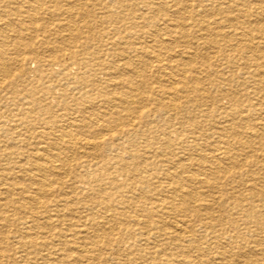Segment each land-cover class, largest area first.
Masks as SVG:
<instances>
[{
  "label": "rangeland",
  "instance_id": "1",
  "mask_svg": "<svg viewBox=\"0 0 264 264\" xmlns=\"http://www.w3.org/2000/svg\"><path fill=\"white\" fill-rule=\"evenodd\" d=\"M192 2L194 7H191ZM255 2L0 0V24L3 25H0V47L8 48L11 39L6 36L15 34L13 27L16 24L33 21L35 26L42 24L46 28L45 34L34 33L36 48L43 57L53 58L51 65L42 67L31 59L25 65L27 71L23 75L18 70L15 54L14 58L0 57V122H3L0 127L5 126L0 130V151L23 153L0 160V184L3 186L0 185V213L7 219L0 220V245L4 253L0 264H61L62 258L72 255L68 260H73L80 254L78 246L81 243L76 244L79 238L86 241L91 255L89 259L81 260L82 264H264V85L259 80L263 76L254 73L259 67L264 75V58L255 59L260 55L259 51L264 53V40L255 39L256 50L243 47L246 42L243 35L251 32L249 35L258 37V29L264 22V15L257 13ZM190 7L196 8L204 17L190 13ZM234 32L244 37L245 41L238 42L241 47L231 36ZM112 41L114 44L110 43ZM15 48H10L9 52L13 53ZM141 49L143 52L139 54L143 57L136 56ZM122 51L125 57L119 54ZM155 52L164 58L166 69L157 63L152 64L150 57ZM54 59L67 60V69L63 72ZM2 63H7L9 71L2 68ZM107 68L114 71L118 85H113L115 80L108 82ZM133 69L139 74L136 75ZM183 75L186 77L184 82ZM197 84L202 96H198L194 89ZM133 87L135 109L139 114L136 117L129 115L132 121L130 118L131 122L123 120V127L113 124V132L102 123L95 128L102 134H90L87 125L91 119L102 116L107 109L108 98L118 95V92H129ZM148 113H151L150 117L145 116ZM74 119V124L80 123L79 127L68 126ZM48 125L55 126L51 129ZM67 129H72L75 135L73 147H79L75 151L80 156L74 158L75 161L72 157L70 170L57 168L54 173L47 172L54 182L53 193L43 198L46 201L44 206L43 203L34 205L29 200L23 201L24 195H33L37 190L26 180L25 175L30 170L20 171V166L26 163L24 156L35 149L46 152L48 145L56 142V136ZM132 129L134 136L122 135L124 130ZM234 129L237 133H232ZM44 131L50 132L51 136ZM254 134L258 138L253 142L250 139L255 137ZM212 143L218 144L216 149ZM242 143L249 144V148H243ZM241 149L245 151L241 152ZM205 156H208V161L202 160ZM214 156H218L217 159H213ZM105 159L113 165L111 173ZM178 160L185 166L181 174L183 184L194 191V197H198L181 205L186 209L183 213H173V217L186 223L187 233L178 240L161 235L158 227L163 223L158 224L155 216L146 224L147 229L150 228L147 236L136 234L134 238H126L121 232L126 239L120 246L115 239L119 234L116 231L107 241L101 235L103 241L90 242L102 234L96 224L119 210L142 218H147L146 214L151 210L157 212L161 207H156L153 200L169 194L166 191L174 186L173 178L167 181L155 178L157 184L154 186L143 182V179L149 175L172 174L171 167L176 169L175 161ZM198 162L203 164V168L197 165ZM208 162L218 168L217 177L209 174ZM60 165L59 161L55 163L57 167ZM119 165H127L131 175L134 173L133 177L121 172ZM23 166L29 167L27 163ZM192 172L197 173L200 180L209 174L210 183L191 182L188 176ZM110 175L117 179L118 187L112 186ZM59 178L62 182L56 183ZM76 179H84L85 182H74ZM130 183L135 184V188H130ZM26 189L29 190L25 192ZM147 198H150V204ZM23 202L33 207L31 213L21 207ZM207 211L214 214L215 226L204 225L211 221ZM173 217H166L168 230ZM31 241L37 243L39 250ZM66 242L69 251L58 250ZM7 256L15 257L16 262L12 263Z\"/></svg>",
  "mask_w": 264,
  "mask_h": 264
},
{
  "label": "bare ground",
  "instance_id": "2",
  "mask_svg": "<svg viewBox=\"0 0 264 264\" xmlns=\"http://www.w3.org/2000/svg\"><path fill=\"white\" fill-rule=\"evenodd\" d=\"M142 1H144V0H142ZM188 1V0H187ZM195 1H200V0H195ZM16 1H14V3H15ZM165 2V1H164ZM178 3V2H177ZM182 3V2H181ZM197 3V2H196ZM49 4V3H48ZM65 4V3H64ZM232 4V3H231ZM179 5V4H178ZM194 5L195 4H193V2H192V5H191V7H194ZM227 5V4H226ZM241 5V4H240ZM51 6V5H50ZM139 6V5H138ZM197 6V5H196ZM7 7H8V5H7ZM67 7V6H66ZM75 7V6H74ZM189 8L188 10H189V12L190 13H193L194 15H197V16H200L199 18H202V17H204V15L202 16V14H201V12H199L198 10H195L194 8ZM10 8V7H9ZM15 8V7H14ZM26 8V7H25ZM118 8V7H117ZM171 8V7H170ZM5 9V8H4ZM53 9H54V7H53ZM200 9V8H199ZM255 9H257V13L258 12H261L263 15H264V0H256V2H255ZM19 10V9H18ZM89 10V9H88ZM94 10V9H93ZM206 10V9H205ZM227 10V9H226ZM103 11V10H102ZM113 11V10H112ZM194 11V12H193ZM207 11V10H206ZM172 12V11H171ZM203 12V11H202ZM229 13H230V11H228ZM260 13V14H261ZM13 14V13H12ZM233 14V13H232ZM261 14V15H262ZM216 15V14H215ZM252 15V14H251ZM142 16V15H141ZM168 16V15H167ZM217 16V15H216ZM249 16V15H248ZM2 17V16H1ZM33 17V16H32ZM117 17V16H116ZM196 17V16H195ZM259 17H260V15H259ZM261 18V17H260ZM150 19V18H149ZM182 19V18H181ZM263 19V18H262ZM28 20V19H27ZM35 20V19H34ZM39 20V19H38ZM166 20V19H165ZM169 20V19H168ZM171 21H172V19H171ZM174 21V20H173ZM63 22V21H62ZM166 22V21H165ZM247 22V21H246ZM243 23V22H242ZM252 23H253V21H252ZM258 23H261V22H258ZM35 22H33V21H30V23H27V22H22V23H19V24H16L17 26L15 27H13V30H14V32L13 33H15L14 35H9V33H8V35L6 36L7 38H9V40L11 39V41H10V44L8 45V48H5L4 46H2V47H0V57L1 58H3L4 56H8L9 58L10 57H13V55L15 54L17 57H18V62H19V72L20 73H22L23 75L24 74H26V71H27V68L25 67V65L27 66V64H28V62L29 61H31V59H33L32 61L33 62H38L39 64H40V67H42V66H44L45 64H48V65H51V61L53 60V58L50 60V59H48V58H46L45 56L43 57V54H42V52H40V51H38V49L36 48V41H34V33H36V32H42L43 34H45V32H46V28H44L43 26H42V24H40V26H35ZM58 24V23H57ZM62 24V23H61ZM70 24V23H69ZM162 24V23H161ZM220 24V23H219ZM222 24V23H221ZM256 24V23H255ZM0 25H2V24H0ZM47 25H49V24H47ZM53 25V24H52ZM230 25V24H229ZM252 25V24H251ZM3 26V25H2ZM1 26V27H2ZM61 26V25H60ZM233 26V25H232ZM7 27V26H6ZM111 27V26H110ZM228 27V26H227ZM2 28H4V29H8V28H5V27H2ZM72 28V27H71ZM132 28H136V26H132ZM160 28V27H159ZM248 28V27H247ZM250 28V27H249ZM252 28V27H251ZM51 29V28H50ZM67 29V28H66ZM77 29V28H76ZM183 29V28H182ZM9 30V29H8ZM49 30V29H48ZM57 30V29H56ZM155 30H156V27H155ZM154 30V31H155ZM160 30V29H159ZM219 30V29H218ZM259 36L258 37H255V36H251V35H249L251 32H249V34H244L243 36H245V40H246V42L244 43V45H243V47L244 48H246L247 50H249V49H252V50H256L255 48H256V44H255V39L256 38H261L262 39V41L264 40V22H262V25L259 27ZM10 31V30H9ZM51 31V30H50ZM249 31V30H248ZM247 31V32H248ZM53 32V31H52ZM59 33V32H58ZM62 33V32H61ZM161 34V33H160ZM252 34V33H251ZM256 34V33H255ZM1 35V34H0ZM2 35H4L3 33H2ZM54 35V34H53ZM143 35V34H142ZM69 35L67 34L65 37H66V39H67V37H68ZM74 36V35H73ZM127 36V35H126ZM231 36H232V38H234V40L236 39L237 41V45H239L240 47H241V45L240 44H238V42L240 41V40H244V37H242V36H240L239 35V33L238 32H234V33H232L231 34ZM54 37V36H53ZM72 37V36H71ZM91 37V36H90ZM96 37H98V35L96 36ZM161 37V36H160ZM242 37V38H241ZM46 38H47V36H46ZM62 38V37H61ZM64 38V37H63ZM177 38V37H176ZM81 40V39H80ZM161 40V39H160ZM178 40V39H177ZM244 40V41H245ZM68 41H69V38H68ZM139 41V40H138ZM163 41V40H162ZM171 41V40H170ZM257 41V40H256ZM261 41V40H260ZM264 42V41H263ZM47 43V42H46ZM110 43H112V44H114L113 43V41L112 42H110ZM196 43V42H195ZM158 44H162V43H158ZM49 45V44H48ZM4 47V48H3ZM15 48L13 51V53L12 52H9V50H10V48ZM112 47H114V45L112 46ZM258 47V46H257ZM116 48V47H115ZM47 49V48H46ZM137 49H139V47H137ZM230 49V48H229ZM261 49H262V47H261ZM54 50V49H53ZM163 50V49H162ZM112 51V50H111ZM108 52V51H107ZM110 52V51H109ZM139 52H143V49H141L140 51H137V53H136V56H139L140 54H139ZM146 52H148V51H146ZM124 53L125 52H120L119 54L120 55H122V56H124ZM246 53V52H245ZM259 53H260V55H258L255 59L256 60H258V58L259 57H262V58H264V53L263 52H261V51H259ZM262 53V54H261ZM66 55V54H65ZM111 55V54H110ZM195 55V54H194ZM205 55V54H204ZM31 56V57H30ZM71 56L72 57H77L76 56V54H71ZM191 56V55H190ZM196 56V55H195ZM51 57V56H50ZM125 57V56H124ZM140 57H143V56H141L140 55ZM148 57H149V55H148ZM14 58V57H13ZM58 58V57H57ZM88 58V57H87ZM151 58V62H152V64L153 63H157L158 64V66L160 67V68H164V69H166L167 67H165L164 66V58L162 59L161 57H160V55H158L156 52L152 55V57H150ZM192 58V57H191ZM12 59V58H11ZM37 59V60H36ZM84 60H86L85 58H83ZM122 59V58H121ZM148 59V58H147ZM55 60V62H57V63H55V64H59L60 66H61V70L64 72L66 69H67V67H68V65H69V62L67 61V60H61V59H54ZM137 60V59H136ZM187 60V59H186ZM193 60V59H192ZM195 60V59H194ZM87 61V60H86ZM100 61H101V64H103V60H101L100 59ZM108 61V60H107ZM17 62V63H18ZM93 62V61H92ZM173 62V61H172ZM16 63V64H17ZM97 64V63H96ZM256 64V63H255ZM126 65V64H125ZM168 65V64H167ZM169 65H170V62H169ZM127 66V65H126ZM129 66V65H128ZM155 66V65H154ZM229 66V65H228ZM122 67H123V65H122ZM248 67V66H247ZM2 68L4 69V70H6V71H9V69H8V67H7V63L5 64V63H2ZM17 68V67H16ZM117 68V67H116ZM121 70V69H120ZM168 70H170V69H168ZM17 71V70H16ZM28 71H29V69H28ZM107 75H108V78H107V80H108V82L109 81H113V80H115L114 82H113V85L114 86H116V85H118L117 83H118V81H116V79H115V77H114V71L113 70H111V69H109V68H107ZM118 71V70H117ZM225 71H227V70H225ZM127 73H128V71H126ZM133 72L136 74V75H138L139 74V72H137V71H134V69H133ZM261 69L259 68V67H257V70L254 72L255 74H257L258 76H263L262 77V79L260 78L259 80H260V82L262 81L263 82V85H264V75H262L261 73ZM116 73V72H115ZM163 73H164V71H163ZM14 74V73H13ZM29 74V73H28ZM35 75V74H34ZM134 75V74H133ZM169 75V74H168ZM17 76V75H16ZM22 76V75H21ZM147 76V75H146ZM178 76V75H177ZM1 77H3V76H1ZM180 77V76H179ZM136 78H137V76H136ZM135 78V79H136ZM139 78V77H138ZM225 78V77H224ZM1 79H3V78H1ZM33 79H35V78H33ZM101 80L102 79H104V77L103 78H100ZM170 79V78H169ZM182 79H183V82L186 80V77L183 75L182 76ZM227 79V78H226ZM133 80V79H132ZM221 80H223V79H221ZM23 81V80H22ZM37 81V80H36ZM78 81V80H77ZM125 81V80H124ZM123 81V82H124ZM165 81V80H164ZM227 81V80H226ZM229 81V80H228ZM52 82V81H51ZM83 82V81H82ZM117 82V83H116ZM224 82V81H223ZM139 83V82H138ZM259 83V82H258ZM3 84V83H2ZM130 84V83H129ZM132 84V83H131ZM14 85V84H13ZM128 85V84H127ZM199 84H197V85H195V87H194V89L195 90H197L196 92L198 93L197 95L199 96H202L201 95V93H200V91H201V89H200V87L198 86ZM134 86V85H133ZM138 86V85H137ZM177 86V85H176ZM5 88V87H4ZM128 88H130V86L128 87ZM156 89V88H155ZM236 89V88H235ZM119 90H121V89H119ZM12 91V90H11ZM64 91V90H63ZM66 91V90H65ZM75 91V90H74ZM112 91V90H111ZM124 91V90H123ZM135 91V88L133 87V88H131L130 90H129V92H118V93H116V94H118V95H115L114 97H111V98H108V100H107V109H105L103 112L104 113H102L101 115V117H98V118H94V119H91V121H90V123L87 125V127L88 128H90V129H88V132H90V134H94V135H99L100 134V132H97V131H95V128H96V126L97 125H101L102 123L104 124V125H106L108 128V130L109 131H111V132H113L114 130V128H113V124H115L116 126L117 125H121V127H123L122 126V122H124L123 120H126V121H130V119H131V121H132V118H130L129 117V115H133L134 117H136V115H138L137 113H136V109H135V103H136V101H135V99H134V94H133V92ZM140 91V90H139ZM239 91V90H238ZM180 93H181V91H180ZM1 94H2V92H1ZM108 95H110V94H108ZM238 95V94H237ZM180 96V95H179ZM178 96V97H179ZM104 97H106V96H104ZM15 98V97H14ZM17 98V97H16ZM18 99V98H17ZM166 99H168V98H166ZM171 99V98H170ZM173 99V98H172ZM6 100H8V99H6ZM22 100V99H21ZM20 100V101H21ZM79 100V99H78ZM169 100V99H168ZM44 101H45V99H44ZM51 101V100H50ZM7 102V101H6ZM106 102V101H105ZM138 102H141V99H139V101ZM147 102V101H146ZM178 102V101H177ZM90 103H92V102H90ZM199 103H201V101L199 102ZM138 104V103H137ZM95 105H98V103L97 104H95ZM144 105H146V104H144ZM10 106V105H9ZM12 106V105H11ZM22 106V105H21ZM102 106H103V104H102ZM139 106H140V104H139ZM238 106V105H237ZM63 107V106H62ZM96 107V106H95ZM220 108V107H219ZM183 109V108H182ZM18 111V110H17ZM24 111V110H23ZM49 111V110H48ZM76 111V110H75ZM57 112H58V110H57ZM98 112H100V111H98ZM97 112V113H98ZM102 112V111H101ZM151 112V111H150ZM171 112V111H170ZM24 113V112H23ZM22 113V114H23ZM84 113V112H83ZM94 113V112H93ZM123 113L125 114V115H123ZM18 114V113H17ZM77 115V114H76ZM97 115H99V114H97ZM262 115V114H261ZM261 115H260V117H261ZM23 116V115H22ZM90 116V115H89ZM146 117L148 116V117H150L151 116V113H148L147 115H145ZM183 116V115H182ZM26 117V116H25ZM29 117V116H28ZM79 117V116H78ZM156 117V116H155ZM222 117V116H221ZM60 118H62V117H60ZM130 118V119H129ZM64 119V118H63ZM223 119V118H222ZM264 119V118H263ZM76 119H74L73 121H69V124L70 125H68L69 127L70 126H74V127H79L80 126V123H79V125H76V124H74V121H75ZM162 121H165V119L164 118H162L161 119ZM81 121H83V120H81ZM130 121V122H131ZM2 122V121H1ZM0 122V124L3 126V122L1 123ZM9 123V122H8ZM217 123V122H216ZM15 124V123H14ZM26 124V123H25ZM109 124V125H108ZM210 124V123H209ZM222 124V123H221ZM242 124V123H241ZM5 125V124H4ZM76 125V126H75ZM238 125V124H237ZM0 127V130H3V129H5L4 127ZM9 126V125H8ZM51 129H52V127L53 126H55V125H48ZM105 126V127H106ZM115 126V127H116ZM206 126V125H205ZM208 126H210V125H208ZM74 127H73V129H74ZM82 127V126H81ZM119 127V126H118ZM117 127V128H118ZM66 128H67V125H66ZM65 128V129H66ZM210 128V127H209ZM49 129V128H48ZM63 129V128H62ZM174 129V128H173ZM64 130V129H63ZM170 130H172V128H169V131ZM29 131V130H28ZM176 131V130H175ZM32 132H34V130L32 131ZM237 133V131H235V129H234V132H232V133ZM44 133H46V134H48V136H51V134H50V132H48V131H44ZM223 133V132H222ZM79 134V133H78ZM101 134H102V132H101ZM108 134V133H107ZM250 134H253V133H250ZM7 135V134H6ZM122 135L123 136H127V135H129L130 137L131 136H134L135 135V132H134V129H132L131 131H127V130H124V132L122 133ZM210 135H211V133H210ZM255 135V137H253V138H249L251 141H255L254 139H256V138H258V136L256 135V134H254ZM2 136V135H1ZM75 135L73 134V132H72V129L71 130H65V132H62V133H60L59 135H57L56 136V142H53L52 144L50 143L49 145H48V147L46 148V152H40L38 149H35L34 151L32 150V151H30V152H28L24 157H25V161H26V163L28 164V169H26L25 168V166H23V165H25V164H23V165H21L20 167V171H22V172H28L27 170H30V173H28V175H25L26 176V180H28L30 183H32V184H34V186H35V188L37 189L36 190V192H35V194H33V195H31V193L30 194H28V195H24L21 199H23V201H30L29 203L30 204H34V205H36V204H41L42 205V203H43V206H44V201L45 200H43V198L45 197V196H49V195H51L53 192V190H52V186H53V182L54 181H52L49 177H48V175H47V172L48 173H54V171H56V169L57 168H60V169H62L63 171H64V169H66V170H70L71 169V167H72V157H73V159L74 158H77L78 156H80L79 155V153L78 152H76L75 150H78L79 149V147H73V145L75 144V142L73 141L74 139H73V137H74ZM105 136V135H104ZM129 136H127V137H129ZM16 137V136H15ZM103 136H101V138H102ZM106 137V136H105ZM139 137V136H138ZM150 137V136H149ZM177 137V136H176ZM17 138V137H16ZM83 138V137H82ZM133 138V137H132ZM145 138V137H144ZM30 139V138H29ZM85 139V138H84ZM139 139H140V137H139ZM155 139V138H154ZM211 139V138H210ZM51 140V139H50ZM58 140V141H57ZM79 140V139H78ZM86 140V139H85ZM132 140V139H131ZM138 140V139H137ZM148 140V139H147ZM150 140V139H149ZM29 141V140H28ZM81 142H82V140H80ZM79 141V142H80ZM84 141V140H83ZM93 141V140H92ZM152 141V140H151ZM186 141V140H185ZM189 141V140H188ZM90 142V141H89ZM97 142V141H96ZM155 142V141H154ZM184 142V141H183ZM228 142V141H227ZM93 143V142H92ZM91 143V144H92ZM98 143V142H97ZM79 144V143H78ZM93 144H95V143H93ZM20 145V144H19ZM24 145V144H23ZM97 145V144H96ZM121 145V144H120ZM123 145V144H122ZM134 145V144H133ZM212 145L214 146L213 148L214 149H216L217 148V143L216 144H214V143H212ZM242 145H243V148H249V144H247V143H242ZM90 146V145H89ZM93 146V145H92ZM91 146V147H92ZM158 146V145H157ZM227 146V145H226ZM80 148H83V147H80ZM86 148V147H85ZM165 148V147H164ZM226 149L228 148V146L227 147H225ZM259 148V147H258ZM42 149V148H41ZM84 149V148H83ZM89 149V148H88ZM155 149V148H154ZM234 149V148H233ZM245 149H241L242 151L241 152H243V151H245ZM161 150V149H160ZM164 150V149H163ZM228 150V149H227ZM106 151V150H105ZM87 152V151H86ZM116 152V151H115ZM119 152V151H118ZM164 152H165V150H164ZM170 152V151H169ZM168 152V153H169ZM177 152V151H176ZM238 152H240V151H238ZM103 153V152H102ZM109 153V152H108ZM17 154V155H16ZM23 153H17L16 151H14V150H10V151H5V152H1L0 151V160L2 159V158H4V157H13V158H15V156L17 157V156H19V155H22ZM83 154V153H82ZM130 154H132V153H130ZM93 155H95L96 156V154L95 153H93ZM187 155V154H186ZM191 155V154H190ZM210 155V154H209ZM86 156V155H85ZM87 156H88V154H87ZM126 156V155H125ZM174 156H175V154H174ZM188 156V155H187ZM239 156V155H238ZM84 157V156H83ZM82 157V158H83ZM98 157V156H97ZM115 157V156H114ZM218 157V156H217ZM217 157H215L214 156V158L213 159H217ZM142 158V157H141ZM208 158V156H205L204 157V159H202L203 161H208V160H206ZM229 158V157H228ZM94 159V158H93ZM99 159V158H98ZM97 159V160H98ZM137 159V158H136ZM189 159V158H188ZM188 159H186V160H188ZM224 159V158H223ZM95 160V159H94ZM93 160V161H94ZM126 160V159H125ZM139 160H140V158H139ZM28 161V162H27ZM57 161H59L60 162V166H55V163L57 162ZM74 161H75V159H74ZM105 161H106V165H108V169H110V173H111V169H113V165L111 166L110 164H109V161L107 160V159H105ZM197 161H201V160H197ZM214 161H216V160H214ZM176 162V169H175V167H171V170H172V174H165V173H162V175H159L158 177H156V176H151V175H149L148 177H145L144 179H143V182H146V183H148L149 185H155V184H157V183H155L156 181H154V179L155 178H161V179H163L164 181H167L168 179H172L173 178V181H172V184H174V186H170L169 187V189L166 191V192H168L169 194V196L168 195H160L159 197H156V199H155V201L153 200V203L155 204V205H157L156 207H161L160 209H158V211L156 212L155 210H151L152 212H149L148 214H146L147 215V218L145 217V218H142V217H139V216H137V215H133V214H131V213H124L122 210L120 211H117V212H115L113 215H112V217H106V218H104L103 219V222L101 221V223H98V224H96V227H98L97 229H99V230H101L102 232V234H100V235H98V236H95V239H94V241H93V239H92V241H90L91 243H93V244H96V243H98V242H100V241H103L105 238H106V241L108 240V239H110V237L111 236H113L114 234H115V232L117 231L119 234L117 235V236H115V239H117L118 240V242H119V245L120 246H122V245H124V243H125V239L127 238V237H129V238H134L135 237V235L136 234H142V235H145V236H147V233H149L148 231H149V229L150 228H148L147 229V226H146V224H148L150 221H151V219H155L154 217L155 216H157L158 217V219L157 220H155V221H157L158 222V224H159V222L160 223H163V225L162 224H160V226L158 227L159 228V231H160V233H161V235H165V236H167V235H169V237H171V238H173L174 237V240H178L179 238L178 237H180L181 235H183V234H185V233H187V226H186V223H184V221H181V220H179L178 218H176V217H173L174 216V214L173 213H179V212H182L183 213V211H186V209H183V206H181L182 204H184V203H186V200H188V199H192V198H196V199H198V197H194V191H191L190 189H188V188H186L185 187V185L183 184V176L181 175V174H183V172L185 171V166H184V162H181V161H175ZM83 163V162H82ZM186 163V162H185ZM209 164V167H207V168H209V174H212V175H215L216 177L218 176L217 174L219 173V171H218V168L216 167V165H213V164H211V162H208ZM78 164V163H77ZM114 164V163H113ZM126 164H129V163H126ZM180 164V165H179ZM187 164V163H186ZM193 164H195V162L193 163ZM234 164H236V163H234ZM86 165V164H85ZM197 165H199L201 168H203V164L201 165V164H199V162L197 163ZM241 165V164H240ZM196 166V165H195ZM194 166V167H195ZM94 167V166H93ZM92 167V168H93ZM139 167V166H138ZM117 168V167H116ZM118 168H119V170L121 171V172H123V173H127V174H130L131 175V172H130V170H129V168H128V166L127 165H119L118 166ZM190 168V167H189ZM7 170V169H6ZM170 170V169H169ZM249 170H250V168H249ZM251 170H253V168H251ZM250 170V171H251ZM33 173H32V172ZM207 171H208V169H207ZM92 172V171H91ZM261 172V171H260ZM119 173V172H118ZM6 174V173H5ZM26 174V173H25ZM204 174V173H203ZM209 174H207L206 175V177L204 178V179H199V175L197 174V173H193L192 172V174L191 175H189L188 176V178H189V180L191 181V182H198V183H200V182H203V183H210V181H209ZM7 175V174H6ZM59 175V174H58ZM61 175V174H60ZM92 175V174H91ZM104 175V174H103ZM133 175H134V173H133ZM133 175H131L132 177H133ZM246 175V174H245ZM85 176V175H84ZM120 176V175H119ZM73 177H75V176H73ZM72 177V178H73ZM81 177H82V175H81ZM83 178V177H82ZM4 179V178H3ZM11 179V178H10ZM22 179V178H21ZM60 180H58V181H56V183L58 182V183H61L62 181V179L61 178H59ZM109 179H110V182L112 183V186L114 185V186H116V187H118L117 186V179L114 177V175H110L109 176ZM185 179V178H184ZM24 180V179H23ZM84 179H76L74 182H85V181H83ZM98 180H99V178L98 179H96V180H94L95 182H98ZM133 180V179H132ZM2 182V181H1ZM22 182V181H21ZM21 182H20V184H21ZM27 182V181H26ZM160 182H162V181H160ZM9 183H11V182H9ZM88 183H89V181H88ZM126 183H127V181H126ZM28 184V183H27ZM263 184V183H262ZM1 185V184H0ZM6 185V184H5ZM169 185H171V184H169ZM2 186V185H1ZM107 186V185H106ZM33 187V186H32ZM31 187V188H32ZM129 187L130 188H135V184H132V183H130L129 184ZM209 187V186H208ZM2 188H3V186H2ZM263 188V187H262ZM21 189H23V188H21ZM109 189V188H108ZM119 189V188H118ZM11 190V189H10ZM14 190V189H13ZM20 190V189H19ZM29 190V189H28ZM27 189H26V191L25 192H27L28 191ZM140 190V189H139ZM216 190V189H215ZM20 191H22L23 192V190H20ZM57 191V190H56ZM105 191V190H104ZM103 191V192H104ZM113 191V190H112ZM116 191H117V189H116ZM19 192V191H18ZM146 192V191H145ZM264 192V191H263ZM15 193H17V192H15ZM14 193V194H15ZM34 193V192H33ZM61 193V192H60ZM123 193V192H122ZM122 193H121V195H122ZM144 193V192H143ZM155 193V192H154ZM199 193V192H198ZM58 194V193H57ZM62 194V193H61ZM152 194V193H151ZM197 194V193H196ZM105 195V194H104ZM2 196V195H1ZM15 196V195H14ZM17 196V195H16ZM109 196V195H108ZM149 196V195H148ZM3 197V196H2ZM98 197H101V196H98ZM103 197V196H102ZM120 197V196H119ZM125 197V196H124ZM202 197V196H201ZM200 197V198H201ZM5 198V197H4ZM46 198V197H45ZM126 198V197H125ZM143 198V197H142ZM141 198V199H142ZM146 198V197H145ZM203 198V197H202ZM204 198H206V197H204ZM81 199V198H80ZM122 199V198H121ZM1 200V199H0ZM9 200V199H8ZM147 200H148V204H150L151 202L149 201L150 200V198H147ZM4 201V200H3ZM136 201V200H135ZM139 201V200H138ZM46 202V201H45ZM129 202V201H128ZM137 202V201H136ZM26 203V202H25ZM24 202H23V204H22V208H24L25 210L27 209V212H29V213H31V208H33V207H31V205H29L28 203H26L25 204ZM63 203V202H62ZM131 203V202H130ZM135 203V202H134ZM218 203V202H217ZM147 204V203H146ZM227 204V203H226ZM15 205V204H14ZM218 205V204H217ZM16 206V205H15ZM20 207V208H21ZM54 207V206H53ZM78 207V206H77ZM155 207V206H154ZM153 207V208H154ZM11 208V207H10ZM106 208V207H105ZM208 208H210V207H208ZM6 209H9V208H6ZM23 209V210H24ZM28 209H30V210H28ZM91 209V208H90ZM142 209V208H141ZM148 209V208H147ZM211 209V208H210ZM1 210V209H0ZM4 210V209H3ZM16 210V209H15ZM103 210H104V208H103ZM102 210V211H103ZM9 211H11V210H9ZM20 211V210H19ZM93 211V210H92ZM91 210H90V212H92ZM2 212V211H1ZM8 212V211H7ZM24 212V211H23ZM4 213V212H3ZM82 213H83V211H82ZM207 213L209 214V216H208V218L209 219H211V221H208L209 223H205L204 225L206 226V227H210V226H215L216 225V218H215V216H214V214H212L211 213V211H207ZM143 214V213H142ZM6 215V214H5ZM216 215H218V214H216ZM257 215V214H256ZM255 215V216H256ZM71 216V215H70ZM125 216V217H124ZM185 215H183L182 217H184ZM197 218H201V217H199L200 215L199 214H197L196 213V215H195ZM166 217H173L174 219H173V221L172 222H170V224H171V228L168 230L166 227H165V225H166V222H167V218ZM101 218V217H100ZM176 218V219H175ZM218 218H220V217H218ZM230 218V217H229ZM233 218V217H232ZM38 219V218H37ZM145 219V220H144ZM161 219H162V221H161ZM0 220H7L6 219V217L2 214V213H0ZM127 220V221H126ZM227 220H228V217H227ZM37 221V220H36ZM6 222V221H5ZM4 222V223H5ZM23 222V221H22ZM154 222V221H153ZM129 223V224H128ZM16 224V223H15ZM27 224V223H26ZM29 224V223H28ZM130 224H131V226H130ZM245 224V223H244ZM142 225H144V226H142ZM157 225V224H156ZM10 226H12V225H10ZM232 225H230V227H231ZM234 226V225H233ZM2 227H4V226H2ZM7 227V226H6ZM15 227V226H14ZM24 228V227H23ZM27 228H28V226H27ZM146 228V230H144ZM157 228V229H158ZM234 228V227H233ZM9 229V228H8ZM49 229V228H48ZM190 229V228H189ZM209 229V228H208ZM237 229V228H236ZM142 230H144V231H142ZM238 230V229H237ZM55 231V230H54ZM83 232V231H82ZM121 232H123V234H125L126 236V238L125 237H122L121 236ZM259 233V232H258ZM18 234H20V233H18ZM26 234V233H25ZM47 234V233H46ZM27 235V234H26ZM38 235V234H37ZM43 235V234H42ZM67 235V234H66ZM101 235H103L104 237V239L102 240V238L100 237ZM3 237H4V235H2ZM24 236V235H23ZM28 236V235H27ZM48 236H50V235H48ZM8 237V236H7ZM67 237H68V235H67ZM100 237V238H99ZM184 237H186V236H184ZM230 237V236H229ZM25 238V237H24ZM108 238V239H107ZM170 238V239H171ZM254 238V237H253ZM4 239V238H3ZM8 239V238H7ZM6 239V240H7ZM49 239V238H48ZM198 239V238H197ZM50 240H51V237H50ZM15 241V240H14ZM228 241V240H227ZM22 243H23V241H21ZM60 242V241H59ZM65 242V241H64ZM86 241L85 240H83L82 238H79V239H77L76 240V244H80L78 247H79V252H80V254L78 255V256H74L75 258L73 259V260H71V258H70V260H68V258L69 257H71L72 255H70V256H67L66 258L64 257V258H62L61 259V264H77V262H81V260H87V258L88 257H90L89 256V250L87 249V244L85 243ZM153 242V241H152ZM180 242V241H179ZM226 242V241H225ZM224 242V243H225ZM13 243V242H12ZM16 243V242H15ZM30 243H32V241L30 242ZM175 243H176V241H175ZM222 243V242H221ZM7 244H8V242H7ZM19 244V243H18ZM25 244V242L23 243V245ZM35 247H37V249L39 250V247H38V245H37V243L36 242H34V243H32ZM42 244V243H41ZM40 244V245H41ZM104 244H107L105 241H104ZM226 244V243H225ZM245 244V243H244ZM243 244V245H244ZM53 245V244H52ZM74 245V244H73ZM72 245V246H73ZM141 245V244H140ZM242 245V244H241ZM150 245H148V247H149ZM205 246V245H204ZM227 246V245H226ZM12 248H13V246H11ZM127 247V246H126ZM192 247V246H191ZM68 248H70V247H68V242H66V243H62L61 244V247H60V249H58V250H63V251H69V249ZM73 248V247H72ZM180 248V247H179ZM182 248V247H181ZM180 248V249H181ZM11 249V248H10ZM34 249V248H33ZM74 249V248H73ZM121 249V248H120ZM127 249V248H126ZM168 249V248H167ZM208 249V248H207ZM215 249V248H214ZM219 249V248H218ZM217 249V250H218ZM2 250V246L0 245V259H2L3 257H4V253H3V251H1ZM16 250V249H15ZM30 250V249H29ZM213 250V249H212ZM211 250V251H212ZM221 250V249H220ZM239 250V249H238ZM248 250V249H247ZM251 250V249H250ZM8 251V250H7ZM62 251V252H63ZM127 251V250H126ZM251 251H253V250H251ZM12 252V251H11ZM246 252V251H245ZM249 252V251H248ZM19 253V252H18ZM152 253V252H151ZM209 254H210V252H208ZM37 254V253H36ZM43 254V253H42ZM61 255V254H60ZM180 255V254H179ZM213 255V254H212ZM242 256L243 255H245V254H241ZM6 256V255H5ZM38 256H39V254H38ZM59 256V255H58ZM65 256V255H64ZM214 256V255H213ZM8 257H10V256H7V258ZM61 257V256H60ZM60 257H57V258H60ZM219 257V256H218ZM231 257V256H230ZM42 258H44V257H42ZM52 258V257H51ZM50 258V259H51ZM56 258V259H57ZM106 258V257H105ZM244 258V257H243ZM247 258V257H246ZM10 260L9 261H12V263H15L16 262V259H15V257H10L9 258ZM40 259V258H39ZM38 259V260H39ZM54 259V258H53ZM55 259V260H56ZM89 259V258H88ZM219 259H220V257H219ZM221 259H223V256H222V258ZM229 259V258H228ZM249 259V258H248ZM34 260V259H33ZM224 260V259H223ZM96 261V260H95ZM116 261V260H115ZM236 261H237V259H236ZM245 261H248V260H245ZM52 262V261H51ZM227 262V261H226ZM233 262V261H232ZM237 262H239V261H237ZM244 262V261H243ZM20 263V262H19ZM86 263V262H85ZM228 263V262H227ZM241 263V262H240ZM80 264H82V262L80 263ZM215 264V263H214ZM243 264V263H242Z\"/></svg>",
  "mask_w": 264,
  "mask_h": 264
}]
</instances>
